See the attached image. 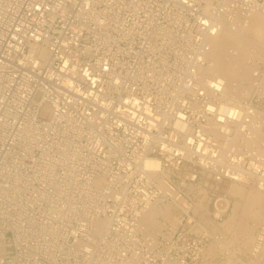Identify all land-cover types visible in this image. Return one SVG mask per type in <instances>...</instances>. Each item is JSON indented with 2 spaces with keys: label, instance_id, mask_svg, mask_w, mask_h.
Segmentation results:
<instances>
[{
  "label": "built area",
  "instance_id": "2783aa9c",
  "mask_svg": "<svg viewBox=\"0 0 264 264\" xmlns=\"http://www.w3.org/2000/svg\"><path fill=\"white\" fill-rule=\"evenodd\" d=\"M256 11L264 0H0V264L196 262L207 234L141 217L172 193L191 205L196 182L216 223L226 186L264 192V106L222 98L208 59Z\"/></svg>",
  "mask_w": 264,
  "mask_h": 264
},
{
  "label": "bare ground",
  "instance_id": "6f19581e",
  "mask_svg": "<svg viewBox=\"0 0 264 264\" xmlns=\"http://www.w3.org/2000/svg\"><path fill=\"white\" fill-rule=\"evenodd\" d=\"M238 26L232 29L224 27L220 33L211 39V50L208 54L210 61L209 70L214 74H219L224 79V88L222 98L228 102L239 101L242 97L258 95L264 97V13L256 11L245 23H238ZM263 62H259V60ZM256 71V74L254 73ZM264 116L263 110H257ZM144 166L151 170L159 168V161L147 158ZM167 176V175H166ZM160 186H163L164 176L156 175ZM201 189L203 197L197 202L187 205V200L183 197L173 196V201L161 203L156 201L149 205L147 211L141 217V222L148 230L159 231L166 220L170 221L173 226L180 221V214L174 212L188 210L191 206L195 213L199 214V221L196 224L197 230H206V224L211 222L208 218V191L205 188L195 187L193 184L188 185V190ZM228 192L244 199V203L236 201L233 204L231 215L221 223H212L211 236L212 240L206 247V253L213 254L223 249L225 252L237 259L236 252L230 250L224 241V236L231 234L230 240L237 241L242 239L239 247L254 255L260 246L259 242L263 238L260 233L254 236L256 226H261V232L264 233V192L258 190L254 185H243L231 183ZM160 203L162 205H160ZM163 218V221L159 219ZM250 222L255 224L251 225ZM263 226V227H262ZM195 228V229H196ZM194 229V230H195ZM220 233L221 236L216 235ZM208 233V232H207ZM210 235V234H209ZM256 241H258L256 243ZM264 242V239L262 240ZM3 249L0 246V254ZM165 264H175L167 261Z\"/></svg>",
  "mask_w": 264,
  "mask_h": 264
},
{
  "label": "rangeland",
  "instance_id": "374dc122",
  "mask_svg": "<svg viewBox=\"0 0 264 264\" xmlns=\"http://www.w3.org/2000/svg\"><path fill=\"white\" fill-rule=\"evenodd\" d=\"M259 62H263V60L260 59ZM260 66L263 69L264 64L262 63V64H260ZM258 104L261 105V106H264V97H260V99L258 101ZM194 186L195 187H200L202 189L203 188L207 189L208 195H209V199H208V211L211 210V208H212V204L211 203L213 202V199L212 200L210 199L211 191L208 189V187L207 188L206 187H203V183L202 182H196L194 184ZM228 187L226 186L224 190L226 191V193L228 195L227 197H228V201H229V210H228L225 218L222 221H219V223L223 222L224 220H226L231 215V213H232L231 210L233 208L232 206H233L234 202L238 201L241 204L244 203V199L243 198L238 197V196H235L232 193L228 192ZM186 194L192 200L191 204L194 203V202H197L200 198L203 197V192L199 188H196V189L190 190V191L189 190H186ZM161 203H160V205H162ZM186 204L189 205L188 202H186ZM190 208H191V211L189 212V214H190L189 218L190 219L191 218H195L197 221H199V214L198 213H195L194 210H193V208L191 206L188 208V210ZM188 210H185V212H188ZM174 212H177L178 214H180V221L176 224V226H173L170 221L166 220L164 222V224H163V227L159 231H156V230H153V229H150V231L155 232V233H157V232H159V233L164 232L166 234L173 235V234H177V233L186 232V230H187V237L189 239H193L195 236H197L199 234H203V233L207 234L208 235L207 236L208 240L205 243V248H204L205 250H204L203 255L196 262L189 261L187 264H264V242L262 241L264 239V233L261 232V226L258 225L254 229V236H257V238H258V234L259 233L261 235L263 234L262 240L259 241L261 243H260V246L258 247V251H256L254 255H251L249 252L243 251L239 247V244H242V242H243L242 239H239L238 242L237 241L230 240L231 234H227L226 236L223 237L224 238V241H225L224 242L225 245L230 250L236 252L237 257L240 259V260H237V259L231 257L227 253V251L225 252L223 249L218 250L217 252H215L213 254L206 253V247L208 246V244L212 240V236H211L212 231H211V228L213 227L212 226V223H214V221H213V219H212V217H211L210 214H208V218L210 219V221L212 223L211 222L207 223L206 224V229L208 231H206V230L204 231V230H197L196 227H194L193 229L189 230L187 228V224H186L187 223L186 221L188 220V218L185 215L184 211H180L179 209H177ZM159 219L161 221H163V218L162 217H159ZM250 224L253 225L255 223L254 222H250ZM216 235L221 236V234L218 233V232L216 233ZM257 242L258 241H256V243ZM174 263L175 264H179L177 262H174Z\"/></svg>",
  "mask_w": 264,
  "mask_h": 264
}]
</instances>
